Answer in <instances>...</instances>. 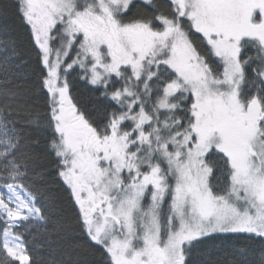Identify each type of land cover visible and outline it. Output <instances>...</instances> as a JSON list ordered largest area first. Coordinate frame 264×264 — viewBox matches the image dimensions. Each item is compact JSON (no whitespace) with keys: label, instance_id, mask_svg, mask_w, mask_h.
<instances>
[{"label":"snow or ice","instance_id":"snow-or-ice-1","mask_svg":"<svg viewBox=\"0 0 264 264\" xmlns=\"http://www.w3.org/2000/svg\"><path fill=\"white\" fill-rule=\"evenodd\" d=\"M9 13L0 264H264V0Z\"/></svg>","mask_w":264,"mask_h":264},{"label":"trees","instance_id":"trees-1","mask_svg":"<svg viewBox=\"0 0 264 264\" xmlns=\"http://www.w3.org/2000/svg\"><path fill=\"white\" fill-rule=\"evenodd\" d=\"M7 23L11 28L19 32V29L17 28V21L15 20V17L9 13L7 19L4 17H0V25H3ZM73 94L76 97L79 104L84 107L85 109H90L92 107V99L91 94L87 89H85L82 85H78L76 88L73 89ZM37 243H40L37 241ZM46 249L38 250L39 255H45Z\"/></svg>","mask_w":264,"mask_h":264}]
</instances>
